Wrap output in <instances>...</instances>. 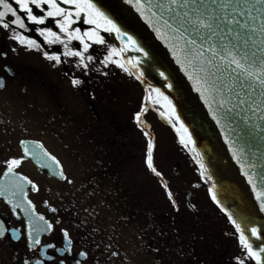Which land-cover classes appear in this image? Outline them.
Instances as JSON below:
<instances>
[{
    "label": "flooded vegetation",
    "instance_id": "obj_1",
    "mask_svg": "<svg viewBox=\"0 0 264 264\" xmlns=\"http://www.w3.org/2000/svg\"><path fill=\"white\" fill-rule=\"evenodd\" d=\"M60 6L76 11L75 6ZM32 7L38 18L51 10L48 5L41 6L43 12ZM18 14L25 20L26 29L0 25V80L4 82L0 87V191L4 192L0 195V221L8 229H20L22 235L20 240H13L8 231L0 239V264H24L25 260L33 264L36 259L43 264H59L62 259L65 264H240L241 260L243 264H257L212 199L188 136L170 105L160 93L137 80L117 51L111 60L128 69L125 72L132 79L128 85L131 91L143 90L140 106L133 100L137 107L122 113V90L128 83L122 82L124 68L111 61L102 63L115 48L104 31L105 22L99 20L96 29L105 43L92 44L84 54L88 65L84 68L77 66L78 57L63 55L64 45L48 44L39 34L51 29L67 41L56 25L63 17H47L44 24L37 25L29 22L25 13ZM84 16L82 12L77 20L73 15L77 23L69 31L79 28L83 34L95 28L82 23ZM15 34L25 37V43L13 39ZM28 40L39 47L29 46ZM68 47L83 50L76 40ZM46 54L58 55L62 62L57 64ZM88 55L92 61H87ZM74 80L80 83L74 84ZM144 108L147 111L138 123L136 116ZM155 117L171 129L175 148L185 160L187 180L180 185L175 177L182 173L181 160L177 158L169 167V175L154 157ZM139 129L144 148L140 146ZM149 139L153 142V167L160 176L147 166ZM13 159L21 163L8 173V162ZM13 204L20 205L15 212ZM21 208L29 213L34 208L35 216H43L53 225L51 233L40 234L41 244L32 250L27 246L28 216ZM62 229L72 241L71 252L61 256L48 249L45 256L53 259L46 260L40 254L44 245L63 247ZM221 235L224 242H219Z\"/></svg>",
    "mask_w": 264,
    "mask_h": 264
},
{
    "label": "water",
    "instance_id": "obj_2",
    "mask_svg": "<svg viewBox=\"0 0 264 264\" xmlns=\"http://www.w3.org/2000/svg\"><path fill=\"white\" fill-rule=\"evenodd\" d=\"M92 2L123 33L108 35L125 66L145 88L159 90L168 104L171 102L177 122L187 129L190 149L211 197L215 193L214 201L228 219L231 214L245 229L253 251L258 252L264 246V211L260 207L264 203V97L258 95L260 107L245 105L243 111L234 108V99L220 107L232 93L216 91L211 86L215 77L207 70L201 71V58L187 50L181 39L183 29L176 23V12L182 14L184 9L170 10V0H139V4L137 0ZM248 3L251 7L254 0ZM260 22L258 19L256 24ZM129 36L135 45L127 39ZM234 76L235 73L225 75L224 83H232ZM229 108L233 111L228 112ZM253 227L261 239L251 236ZM259 260L264 264V252Z\"/></svg>",
    "mask_w": 264,
    "mask_h": 264
},
{
    "label": "snow or ice",
    "instance_id": "obj_3",
    "mask_svg": "<svg viewBox=\"0 0 264 264\" xmlns=\"http://www.w3.org/2000/svg\"><path fill=\"white\" fill-rule=\"evenodd\" d=\"M13 3L16 7L13 6ZM137 3L139 4V0H137ZM61 4L75 6V13L61 7ZM42 5H48L51 10L46 13L45 17L38 18L34 14L32 6L43 12L44 9L41 7ZM173 7L184 9L182 14L176 12V23L183 29L181 39L185 41L187 50L193 51L197 57L201 58V71L207 70L210 76L215 77V79L212 80L211 86L215 88L216 91L223 92L227 90V92L232 93L231 96L221 101L220 107H225V105L230 103L233 99L236 101L234 108L241 109V111L245 110L243 107L245 105L249 108L254 104L260 107L261 104L257 103L258 95L264 97V0H254L251 7L249 6L248 0H210V2L209 0H170L169 9L171 10ZM0 9H2L0 10V25H2L4 29H9L12 25L18 26L20 29H26L25 20L18 13H25L26 19L37 25L44 24L47 17H63L62 20H56V25L59 27L60 32L67 36V41L61 39V37L51 29L40 30L39 34L45 37L46 43L48 44L60 43L64 45L65 51L63 55L66 57H78V67H88L87 63H85L84 54L89 51L92 44L103 45L105 43L104 36L96 31V29L100 27L99 20L105 22V32H115L118 36H123L120 29L96 7L92 0H13V2H9V0H0ZM82 12L85 13L82 23L95 25V28L84 31L83 34H81L79 28L69 31L71 25L77 23ZM253 12H255L256 15H253ZM73 15L77 17V20L72 19ZM9 16L13 18L10 21L7 20ZM258 19L261 22L256 24ZM169 27H171V25H169ZM49 37H51V39H49ZM12 38L19 40L22 44L25 43V37L19 34L13 35ZM86 39L91 41V43H87ZM127 39L135 45V41L132 40L131 36L127 37ZM73 40L79 41L83 46L82 51H73L68 47ZM198 41L199 45L197 44ZM27 44L29 46L39 47L34 40H28ZM137 50L139 51V49ZM205 53L208 55H205ZM113 54H117L115 48L109 50L108 55L104 57L102 63L106 65L111 61L117 64L118 67L124 68V65L111 60ZM47 59L53 60L57 64L62 62L58 55L47 56ZM86 59L87 61H92L93 57L88 55ZM229 70H231V72H229ZM124 71H128V69L124 68ZM232 73H235V76L232 78L233 82L225 84V75H231ZM161 75H163V73H161ZM73 83L78 84L80 81L74 80ZM0 87H4V82L2 80H0ZM257 89H260L259 93H257ZM154 91L158 92L159 90ZM146 99H150V97ZM165 99L167 98L165 97ZM170 103L169 101V104ZM146 111L147 108H144L141 113L137 114L136 120L138 123H142L141 115ZM232 111L233 108L228 109V112ZM172 113L173 115L175 114V109H172ZM161 115L164 114L161 113ZM237 115H239V112ZM183 127V124H181V128ZM184 131L187 132V129L185 128ZM144 134L145 136L149 135L147 131H145ZM180 142L182 144L185 143L183 138H181ZM152 152L153 142L152 139H149L147 147V166L157 176H160L161 174L153 167ZM25 154L27 155V149L25 150ZM45 155L47 154L45 153ZM197 156H199V153H197ZM20 163V160H10L8 162V173H11L13 167L18 166ZM201 167H203V165H201ZM59 175L61 178H64L62 172H60ZM21 179L24 178L21 177ZM27 182L31 184V181ZM165 187H167L166 184ZM32 189L34 191L38 190L35 185H32ZM3 194L4 192L0 191V195ZM168 196L169 199L172 200L171 192H168ZM212 199L216 200L215 193H213ZM8 202L12 204L11 200ZM172 202L173 206H175V201L173 200ZM28 205L31 207V201H28ZM17 207H20V205H12L13 212H15ZM260 207L261 210L264 211V203H262ZM21 210L28 216L26 225L27 246L29 250H32L37 245L41 244L40 234L51 233L53 225L45 220L43 216H35L34 208L30 213L24 208H21ZM51 211L55 212L56 209L53 208ZM229 220L234 224L236 231L240 233V244L243 248L247 249L249 256L256 258L257 264H260L259 256L260 253L264 252V246L260 247L258 252L253 251L252 244L248 242V237L244 234L245 229L232 219L231 214H229ZM38 222L43 223L39 224ZM8 231H11V239L17 241L21 239L22 233L20 229H8L6 224L0 221V239L5 238ZM61 232L64 237L62 248L57 249L56 245L52 243L43 246L40 254L44 256L46 260L53 259L51 255L45 256V252L48 249H55L61 256L71 252L72 241L69 238V234L63 229ZM250 232L251 236L256 239H261L257 228H251ZM80 256H84V253L81 252ZM24 264H29V261L25 260ZM33 264H43V261L36 259ZM59 264H65V261L62 259L59 261ZM77 264H79V261H77ZM240 264H243V260H241Z\"/></svg>",
    "mask_w": 264,
    "mask_h": 264
},
{
    "label": "rangeland",
    "instance_id": "obj_4",
    "mask_svg": "<svg viewBox=\"0 0 264 264\" xmlns=\"http://www.w3.org/2000/svg\"><path fill=\"white\" fill-rule=\"evenodd\" d=\"M122 82L128 83L126 85H123V90H122V95H123V97H122V102H123L122 113L124 115H126L128 113V110H129V112H131L132 107H134V108L137 107L133 100H138L139 103H137V105L140 106V101L142 99L143 90L140 88H136V92L131 91V87L128 85L131 84L132 79L126 74L125 71H124V75L122 76ZM121 104L122 103H120V105ZM154 120H155V130H156V133H155L156 134V147L154 150V157H156V161H160L159 163L163 164V166L166 170L168 169L169 175H171V173L169 171V167L175 163V160L177 158L181 160L182 173H181V175L175 177V179L178 180L179 185H180V184L184 183L185 180H187L186 179L187 167L185 164V160L183 157L180 156L177 149L175 148L174 141L172 139L173 133H171V129H169V127H167V126L163 125L161 122H159L156 117L154 118ZM139 137H140V139H139L140 146L144 148L145 139H144L142 133L140 132V129H139ZM172 177H174V176H172ZM196 178H199L198 174H197ZM223 239L224 238L221 235L219 242H224ZM215 243H218V241H215Z\"/></svg>",
    "mask_w": 264,
    "mask_h": 264
}]
</instances>
